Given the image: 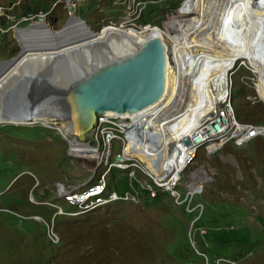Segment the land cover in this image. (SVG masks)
Here are the masks:
<instances>
[{
    "label": "rangeland",
    "instance_id": "1",
    "mask_svg": "<svg viewBox=\"0 0 264 264\" xmlns=\"http://www.w3.org/2000/svg\"><path fill=\"white\" fill-rule=\"evenodd\" d=\"M54 1L0 0V17H21L43 9L48 11L43 12L44 28L62 31L72 13L67 14L65 2L61 5L58 1L54 6ZM163 1L150 4L141 23L164 25L172 33L178 24L194 15L191 0L185 5L181 4L183 0ZM257 1L238 0L237 7L251 30L259 27L264 36V20H259L264 9L256 8L264 0ZM93 2L82 3L78 15L98 30L102 23L99 14L109 15L119 9L106 0L99 5ZM101 8L103 11L98 10ZM33 23L25 21L20 27L28 31ZM2 26L5 32L0 37V62L9 61L23 50L19 32L6 30L14 26L11 21ZM168 48L169 62L177 68ZM248 63L238 61L231 69L229 99L233 108L229 103L223 106L235 109L242 121L264 124L259 119L244 120V115L252 111L264 117L261 77ZM168 110L166 115H172V108ZM43 124H0V264H213L218 258L223 259L221 264H264V136L244 147L230 143L213 155L205 147L198 150L183 176L187 182L200 171L197 179L205 180L194 201L202 203L204 209L194 223L200 211L189 213L185 205L176 204L167 193L155 199L144 194L140 204L131 199L91 210L76 207L84 212L72 207V211L61 190L63 197L58 195L57 185L78 192L97 184L109 173L115 151L116 155L128 152L129 143L125 141L129 139H112L109 148L112 136H108L107 155L100 152L98 157L92 155V160H97L95 164H83L67 154L74 152L73 146L80 139L66 127ZM94 133H86L85 137L95 140ZM104 147L105 142L100 150ZM110 173L109 190L121 192L129 188L126 171ZM60 207L66 213H60ZM52 226L60 235L58 244L50 239ZM202 229L208 233H202ZM186 239L191 246L185 244Z\"/></svg>",
    "mask_w": 264,
    "mask_h": 264
},
{
    "label": "bare ground",
    "instance_id": "2",
    "mask_svg": "<svg viewBox=\"0 0 264 264\" xmlns=\"http://www.w3.org/2000/svg\"><path fill=\"white\" fill-rule=\"evenodd\" d=\"M93 1L98 2L95 5H99L103 0H55L54 6L65 2L66 9H68L67 14L70 15L69 12L72 13V16L70 15L72 18H69L70 21L62 31L44 28L46 23H40V21L46 20L43 12L29 14L28 21L33 20L34 23L27 29L28 31L23 29L22 25L20 27V24L25 22L20 20V18L24 16H9L14 26L6 30L16 29L19 32L23 53L14 60H2L0 62L1 86L12 74L18 73L29 60L36 57H54L61 49L73 47L71 49H74L79 54V58L92 59V57L103 56L125 44L140 40L138 37L162 41L166 47V51H168V47L171 48L174 54L173 62L177 64V68H174L170 64L168 58L166 91L162 100L147 110L134 115H121L113 112H107V114L102 116L97 114L93 126L86 132L87 134L95 132V140H100L96 147V152L92 153L93 156H100V152L102 156L107 155L109 148L113 144V141L110 140L109 148L107 149L108 136H115V139L122 137L123 139L132 141V133L121 123H134V120H138V117L139 124H145V126L148 124L149 131H163L165 139L162 145L164 146L165 157L168 149L167 146L171 140L172 147H184V138L188 137L190 139V136L202 135V139L198 140L194 145V153L185 155V162H192L195 158V153L201 147H205L206 149L208 147H217L219 141L222 139V128L214 127L211 131H206V126H213V118L207 117L213 116L214 112L218 110L230 113V120H238L235 110L231 109L233 106L231 99H229L230 71L238 61L247 60L248 64L252 66L253 71L260 75L262 92L264 94L263 32L259 27L257 30H251L249 23L242 17L240 8L237 7L238 0H191V11L192 13L194 12V15L188 21L186 20L178 24L172 33L168 32L164 25H155L149 30L144 31V34H140L137 28L148 26L150 22L141 23L144 16H140V13L134 12L137 0H106L107 3H111L115 8L119 9V11H115L117 14L125 15L126 18H123L124 20L121 24L101 25L98 30L94 29L95 24L87 22L83 17L78 15L82 3H94ZM160 1L163 0H153V3ZM263 4L264 2L257 4L258 7L256 8L261 7V9H264ZM69 7H73V9L70 10ZM244 7H247L246 2ZM73 11H75L74 17ZM37 14L43 20H37ZM260 15L262 17L259 20L263 22L264 11ZM128 23L129 27H127ZM74 26L78 27V30L80 29L81 37L76 38L71 34L70 29ZM4 32L5 28L2 26L1 33L3 34ZM68 41L74 42L73 46L68 48L69 43L65 44ZM59 45L62 47L65 45L66 48L59 47ZM78 57L75 58L78 59ZM227 103L231 105L230 108L223 106ZM175 105H178L177 108ZM169 108H172V115L170 116L166 115L169 112ZM202 118H206L205 125L193 127ZM31 121L32 123H47L48 125L43 124L47 127H66L68 130L67 125H64L62 121H50L45 117H36ZM22 124H27V122L22 121ZM254 124L264 126L262 123H252V129H256ZM102 129L104 130L100 133ZM139 129L144 131L142 128ZM68 132L71 134L70 130ZM71 135L77 137L76 135ZM235 138H242V131H235ZM103 142H105V147L101 151ZM231 144L237 147L245 146H242V139H233L231 140ZM84 148L90 147H84L78 143L73 146L74 152L76 150H83ZM135 150L133 155H127V152H120L116 155V158H123L125 156L123 168H132L139 174L141 171L142 174H148L150 181H159L160 164L156 159H153L156 157V152L151 149L147 142L143 146H140V148H135ZM109 165L108 172L110 173L111 163ZM182 172L183 162H175L174 173ZM109 173H106L97 184L89 185V188L75 193L89 194L94 189L99 188L103 179L108 180L107 175ZM59 183L64 184V182ZM60 186L62 185L60 184ZM57 191L58 195L61 196L60 191ZM61 192L65 197L61 196L64 201L79 212L84 211L76 207L91 210L108 203L131 199L139 202H132L134 204L141 203L135 197L118 196L111 198L112 190H109V187H105L101 192L83 195L74 200L72 198L74 197V191L61 190ZM172 200L180 205V198H172ZM187 210L189 211V209ZM61 212L65 213L63 210ZM196 222L195 218L194 223ZM49 235L54 244L60 243V235L54 229H50Z\"/></svg>",
    "mask_w": 264,
    "mask_h": 264
},
{
    "label": "water",
    "instance_id": "3",
    "mask_svg": "<svg viewBox=\"0 0 264 264\" xmlns=\"http://www.w3.org/2000/svg\"><path fill=\"white\" fill-rule=\"evenodd\" d=\"M65 44L69 48L74 42ZM71 48L29 60L0 86L1 124L24 125L45 117L65 122L71 134L83 139L97 114H137L162 100L168 62L162 41L137 40L92 59L79 58Z\"/></svg>",
    "mask_w": 264,
    "mask_h": 264
},
{
    "label": "built area",
    "instance_id": "4",
    "mask_svg": "<svg viewBox=\"0 0 264 264\" xmlns=\"http://www.w3.org/2000/svg\"><path fill=\"white\" fill-rule=\"evenodd\" d=\"M173 0H165L162 3ZM180 1V0H179ZM189 0H183L181 4H186ZM150 4H161V3H153V0H137L136 1V9L135 13H140V16H146L147 8ZM180 4V3H179ZM80 5V4H79ZM42 12H48L45 10H41ZM73 11V17H74ZM28 14H25L23 18H20L22 21H28ZM39 16V15H37ZM12 19H7L4 17H0V37L2 31V25L8 24ZM45 21H40V23ZM155 24L151 23L148 26H141L137 28V31H140V34H144V31L149 30L151 27H154ZM107 114V113H104ZM100 114V116L104 115ZM122 115V114H121ZM213 118V126H206V131H211L214 127L222 128V139L219 141L217 147H208L206 149L209 155H213L214 153L223 149L227 144L231 143L233 139H242V146L250 144L253 140H256L260 137L264 136V127L262 129H252V122L249 121H241V120H230V113L226 111H216L213 116L207 117ZM205 119L202 118L197 125H205ZM127 130L132 133V141H125L129 143V152H135V148H140L146 142L149 143L151 149L156 152V159L160 164V179L159 181H150L148 178V174H139L132 168H123V158H116V151L112 155L111 161V171L113 170H124L127 172L130 180L129 188L124 191L112 190L111 198H116L118 196L125 197H135L138 198L141 202L143 200V195L147 194L149 198L155 199L160 197L161 194H169L172 198H180V205H185L187 209H189V213H194L199 210L200 214L196 217V220L200 218L204 205L202 203L194 204L195 197L201 194L204 186L205 180L200 177L197 179L200 171H196L194 173V177L192 180L187 182L183 181L184 171L188 168V166L192 162H185V155L188 153H194V145L198 140L202 139L201 136H190V143L186 144L184 147H172V140L168 144V149L166 151V157L164 156V143L165 135L163 131H149L148 124H139L138 120H134V123H121ZM144 129L142 131L141 129ZM106 129V128H105ZM102 129L100 133L103 131ZM235 131H242V138H235ZM115 139V136L110 138ZM100 140L87 139L84 137L83 139L78 140V144L84 147L83 150H76V152H68V156L73 159H79L83 164L88 162H93L94 164L97 160H92V153L96 152V147ZM152 145V146H151ZM166 146V145H165ZM156 149V150H155ZM197 153H195L196 156ZM126 155V156H127ZM175 162H183V172L182 173H174V163ZM105 187H108V180L103 179L101 181V185L99 188L94 189L89 194H76L74 192V199L80 198L83 195H92L95 192H101ZM71 189L67 188V186H59L57 185V190H65ZM99 201V200H96ZM62 208L60 207V212ZM202 233L206 232V229L201 230ZM223 259L216 260V264H221Z\"/></svg>",
    "mask_w": 264,
    "mask_h": 264
},
{
    "label": "flooded vegetation",
    "instance_id": "5",
    "mask_svg": "<svg viewBox=\"0 0 264 264\" xmlns=\"http://www.w3.org/2000/svg\"><path fill=\"white\" fill-rule=\"evenodd\" d=\"M98 10L103 11L102 8L98 9ZM98 10L95 11L96 15H98V12H97ZM99 15H100V17H99ZM99 15H98V17L100 18L99 22L100 23L102 22L101 25H103V26H107L110 24H112V25L121 24L123 22V20L126 18L125 15L117 14L115 11H113L109 15H106L104 12L100 13ZM129 26L130 25L128 23L127 27H129ZM73 28L75 29V32H73V30H72V33H71L73 35V37H76V38L81 37L82 34L80 32V29L78 30V27H75V26Z\"/></svg>",
    "mask_w": 264,
    "mask_h": 264
},
{
    "label": "trees",
    "instance_id": "6",
    "mask_svg": "<svg viewBox=\"0 0 264 264\" xmlns=\"http://www.w3.org/2000/svg\"><path fill=\"white\" fill-rule=\"evenodd\" d=\"M237 109V108H236ZM237 111H239L238 109H237ZM244 120H256V119H259V121H264V117L262 116V114L261 113H257V112H254V111H252V112H250V113H247L246 115H244ZM111 148V147H110ZM113 172V171H112ZM201 216H202V214H201ZM200 216V217H201ZM57 217V216H56ZM55 217V218H56ZM208 233V231H206V233H204V234H207ZM186 243H188L190 246H191V241L189 240V239H186V241H185V244ZM183 245H185L184 243H182ZM181 244V245H182ZM187 244V245H188ZM183 245H182V247H183ZM181 247V248H182ZM229 259H231V260H234V258L232 259L231 257L229 258ZM236 259V258H235ZM213 264H215V260H214V263Z\"/></svg>",
    "mask_w": 264,
    "mask_h": 264
},
{
    "label": "clouds",
    "instance_id": "7",
    "mask_svg": "<svg viewBox=\"0 0 264 264\" xmlns=\"http://www.w3.org/2000/svg\"><path fill=\"white\" fill-rule=\"evenodd\" d=\"M95 29V28H94ZM96 30V29H95ZM168 52V51H167ZM147 110V109H146ZM235 110V109H234ZM145 111V110H144ZM121 114H123V113H121ZM235 114H236V112H235ZM130 115H134V114H130ZM237 117V116H236ZM240 120V119H239ZM242 121V120H241ZM228 145V144H227ZM244 147V146H243ZM204 148V147H203ZM222 150V149H221ZM219 152V151H218ZM215 154V153H214ZM114 171V170H113ZM112 173V172H111ZM110 173V174H111ZM65 202V201H64ZM67 203V202H66ZM68 204V203H67ZM69 205V204H68ZM70 206V205H69ZM62 208V207H61ZM70 208L72 209V211L74 210L71 206H70ZM63 210V209H62ZM65 212V211H64ZM66 213V212H65ZM49 229H54V226H52V228L50 227ZM206 233V232H205ZM218 259H220V258H218ZM223 261V260H222ZM215 263H216V260H215Z\"/></svg>",
    "mask_w": 264,
    "mask_h": 264
}]
</instances>
